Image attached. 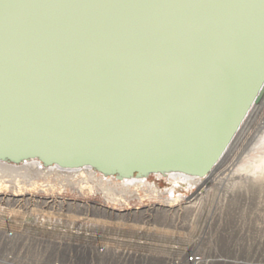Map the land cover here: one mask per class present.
I'll use <instances>...</instances> for the list:
<instances>
[{
  "label": "bare ground",
  "instance_id": "1",
  "mask_svg": "<svg viewBox=\"0 0 264 264\" xmlns=\"http://www.w3.org/2000/svg\"><path fill=\"white\" fill-rule=\"evenodd\" d=\"M21 4L15 23L0 28V154L38 151L46 159H91L103 168L123 170L199 168L264 61V0H21ZM252 129H264V96L209 175H155L169 183L171 202L177 188L195 186L192 200L209 189ZM256 140L250 136L246 146ZM31 174L17 185L35 187L44 181L48 187L51 175H86L130 187H145L148 179L116 180L90 167L44 166L36 159L0 161V187L5 177ZM156 183L152 193L163 194ZM110 192L107 200L127 198ZM24 197L14 194L0 198V203L11 204L9 214L37 231L40 214L21 211ZM97 214L103 219L94 222L100 233L129 241L140 233L137 226L130 229L135 225ZM18 223L25 226L18 220L6 226L16 229ZM154 229L145 235L148 251L159 256L164 248L154 252ZM235 237L238 242V234Z\"/></svg>",
  "mask_w": 264,
  "mask_h": 264
},
{
  "label": "built area",
  "instance_id": "2",
  "mask_svg": "<svg viewBox=\"0 0 264 264\" xmlns=\"http://www.w3.org/2000/svg\"><path fill=\"white\" fill-rule=\"evenodd\" d=\"M24 196L21 211L40 214L38 223H42L34 231L28 221L9 214L10 208L1 211L0 264H255L253 259L236 254L239 248L249 251V236L239 237L237 242L238 226L226 224L221 218L230 202L227 203V195H214L213 209L199 208L202 203L205 205L206 195H198L195 200L187 198L181 231H177V239L173 240L176 226L169 224L171 229L165 230L171 232V239L162 242L164 252L159 256L148 251L145 235L153 226L157 227L156 211L136 206L141 201L140 195H131L126 201L109 199L106 203L83 195ZM130 203L136 207L125 210L123 206ZM95 212L105 213L107 221L136 225L140 233L133 241L105 231L100 233L94 222L103 219ZM13 220L25 226L18 223L16 229H11L8 224ZM164 220L163 227L168 224L167 216ZM244 259L249 262L241 263Z\"/></svg>",
  "mask_w": 264,
  "mask_h": 264
},
{
  "label": "rangeland",
  "instance_id": "3",
  "mask_svg": "<svg viewBox=\"0 0 264 264\" xmlns=\"http://www.w3.org/2000/svg\"><path fill=\"white\" fill-rule=\"evenodd\" d=\"M256 131L252 129L248 133L246 141L240 145L238 150H236L237 152L234 153L227 163L231 162L229 164L226 163V166L224 165L222 170L216 174L212 184L208 187L209 189L204 190L199 195H208V197H205V205L209 209L212 208L211 203L213 204L214 195H227V203L228 201L230 202L225 206L226 208L223 211L222 218L226 224L236 223L238 226V230L236 231L238 236L242 238L248 235L251 243V248L248 252L239 248V257H246L247 255V257L254 260L255 264H264V129H261L259 132ZM250 136H254L257 140L253 145L248 147L246 143ZM33 176L31 174L30 177L3 178L2 180L5 181V184L0 187V198L10 199L14 194H20V196L83 195L82 197L86 199L90 198L98 203H106V195H108L107 193L109 191L114 192V195H126L125 197L127 198H130L131 195H141V201L136 202V206L140 208L148 206L156 211L154 212L156 214L154 222L157 226H154V234H156L155 241L153 238L154 252L156 254L160 251L162 252L161 241L171 239L169 236L171 232L168 233L169 231L167 232L165 230L171 229L169 224L176 226V232H174L173 236V240L176 241L177 231H181L180 226L183 223L185 201L187 198L190 200L189 197L194 195L196 191L195 186L192 184L187 185L186 188H175L177 190L175 194L177 198L173 199L175 202H171V198L168 196V192L170 191V188H168L169 183L165 181L160 182L155 176L148 177L145 182L147 186L145 185V187H130L127 186L126 182L120 181L112 184V182H108L105 178H92L79 174L58 177L51 175L49 176L50 185L48 187H44V181H39L35 187H28L27 185L23 187L21 184L19 186L17 185L21 182H27ZM153 182H157L156 184L159 183V190L163 191V194H160V192L152 193L154 190ZM39 184L41 185L39 186ZM173 185L174 183L171 182L172 187ZM148 195L153 196L149 197ZM157 195L164 196L158 197ZM245 202L248 204L246 205ZM242 203H244V206ZM205 205L203 203L204 207ZM136 206H134V203H130L123 207L126 210L128 207L133 209ZM110 207L116 206L110 204ZM3 208L13 209V206L11 204L0 203V212L5 210ZM166 216L168 224L163 227ZM135 228L136 225L130 229L133 231ZM160 229L162 230L161 233L159 232L161 231Z\"/></svg>",
  "mask_w": 264,
  "mask_h": 264
},
{
  "label": "water",
  "instance_id": "4",
  "mask_svg": "<svg viewBox=\"0 0 264 264\" xmlns=\"http://www.w3.org/2000/svg\"><path fill=\"white\" fill-rule=\"evenodd\" d=\"M234 7V1L232 2V8ZM259 68V67H258ZM264 96V61L260 65V69L255 71L251 78L250 86L243 98L241 104L238 106L234 117L225 125L222 129L221 138L218 143L208 155L206 161L199 168L193 170L183 169L180 167H148L141 168L138 166L129 167L123 170L119 167L103 168L95 161L91 159H80L63 161L58 158L46 159L45 156L38 151L21 152L15 155L0 154V161L18 164L31 159H36L44 166H58L61 168L76 169L81 167H90L95 171H98L104 176L115 177L117 180L129 179V178H147L150 176H155L157 174L165 175L168 173H182L196 178H204L209 175L221 158L225 155L232 141L235 139L237 133L239 132L241 126L246 120V117L251 110V108L259 104ZM2 126L0 125V131Z\"/></svg>",
  "mask_w": 264,
  "mask_h": 264
},
{
  "label": "snow or ice",
  "instance_id": "5",
  "mask_svg": "<svg viewBox=\"0 0 264 264\" xmlns=\"http://www.w3.org/2000/svg\"><path fill=\"white\" fill-rule=\"evenodd\" d=\"M22 7L21 0H0V28L7 22L9 25L15 23L18 18V10Z\"/></svg>",
  "mask_w": 264,
  "mask_h": 264
},
{
  "label": "flooded vegetation",
  "instance_id": "6",
  "mask_svg": "<svg viewBox=\"0 0 264 264\" xmlns=\"http://www.w3.org/2000/svg\"><path fill=\"white\" fill-rule=\"evenodd\" d=\"M250 112V111H249ZM249 114V113H248ZM242 127V126H241ZM241 129V128H240ZM151 177V176H150Z\"/></svg>",
  "mask_w": 264,
  "mask_h": 264
}]
</instances>
